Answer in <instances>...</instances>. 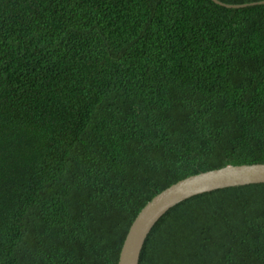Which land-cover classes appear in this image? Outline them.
I'll use <instances>...</instances> for the list:
<instances>
[{"label":"trees","instance_id":"trees-1","mask_svg":"<svg viewBox=\"0 0 264 264\" xmlns=\"http://www.w3.org/2000/svg\"><path fill=\"white\" fill-rule=\"evenodd\" d=\"M218 1L248 6L0 0V264H117L157 193L264 163V3ZM138 264H264V189L184 202Z\"/></svg>","mask_w":264,"mask_h":264},{"label":"water","instance_id":"water-1","mask_svg":"<svg viewBox=\"0 0 264 264\" xmlns=\"http://www.w3.org/2000/svg\"><path fill=\"white\" fill-rule=\"evenodd\" d=\"M215 4L227 8L218 0ZM264 3L263 1H259ZM252 4V3H251ZM264 189V163L225 166L219 169L188 175L157 193L140 210L124 239L117 264H138L145 240L154 224L187 201H194L226 192Z\"/></svg>","mask_w":264,"mask_h":264}]
</instances>
